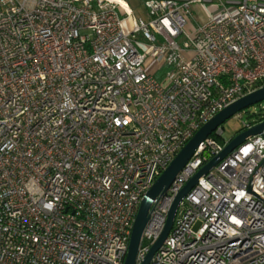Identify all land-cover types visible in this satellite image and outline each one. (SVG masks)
Listing matches in <instances>:
<instances>
[{
	"label": "built area",
	"instance_id": "2783aa9c",
	"mask_svg": "<svg viewBox=\"0 0 264 264\" xmlns=\"http://www.w3.org/2000/svg\"><path fill=\"white\" fill-rule=\"evenodd\" d=\"M196 4L212 8L203 24ZM143 6L136 18L128 0H0V264H124L156 178L217 112L264 87V0ZM222 132L151 200L135 264ZM148 264H264V130L198 178Z\"/></svg>",
	"mask_w": 264,
	"mask_h": 264
},
{
	"label": "water",
	"instance_id": "95a60500",
	"mask_svg": "<svg viewBox=\"0 0 264 264\" xmlns=\"http://www.w3.org/2000/svg\"><path fill=\"white\" fill-rule=\"evenodd\" d=\"M264 101V87H261L226 106L219 112H217L209 121L203 124L193 136L186 142V144L179 150L176 156L172 159L170 164L161 172L156 178L149 190L144 194L140 201L132 229L129 238L128 249L124 264H135V257L140 245L143 229L148 220V210L151 200L155 198L160 192L167 189L169 184L174 179L175 175L182 169L185 163L193 155L196 148L200 143L206 139L217 127L225 122L230 117L234 116L244 108ZM264 130V121L238 132L235 136L230 138L222 150L207 161L201 168H199L195 174L184 184L180 191L176 194L167 214L165 225L156 239L151 245L148 253L145 255L143 261L140 264H148L153 253L160 247L167 234L169 233L173 219L176 213L181 199L190 191V189L196 184L199 177L205 175L212 167H214L219 161L226 157L233 149L243 143L247 137L256 135Z\"/></svg>",
	"mask_w": 264,
	"mask_h": 264
},
{
	"label": "rangeland",
	"instance_id": "374dc122",
	"mask_svg": "<svg viewBox=\"0 0 264 264\" xmlns=\"http://www.w3.org/2000/svg\"><path fill=\"white\" fill-rule=\"evenodd\" d=\"M130 6L133 9L136 18H144L145 8L143 6V0H128ZM212 8L209 4H196L192 6L193 15L191 21H196L199 24L205 23L210 15ZM140 41H145L142 37L138 36ZM165 68L163 67L159 72L156 73L155 78L160 79L164 73ZM258 114H264V101L250 105L242 110V117L232 116L223 122L220 127L223 129L221 139L227 142L230 138L235 136L238 131L242 128L244 122H251L255 119ZM220 142V141H219ZM221 143V142H220ZM223 144V143H221Z\"/></svg>",
	"mask_w": 264,
	"mask_h": 264
},
{
	"label": "trees",
	"instance_id": "16d2710c",
	"mask_svg": "<svg viewBox=\"0 0 264 264\" xmlns=\"http://www.w3.org/2000/svg\"><path fill=\"white\" fill-rule=\"evenodd\" d=\"M214 134L212 133L211 136H213ZM218 140L221 142V143H224V141L221 139V138H218Z\"/></svg>",
	"mask_w": 264,
	"mask_h": 264
}]
</instances>
